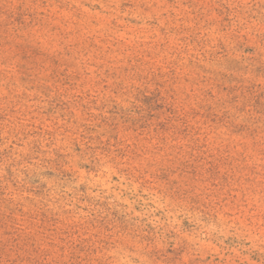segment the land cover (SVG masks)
<instances>
[{
    "label": "rangeland",
    "instance_id": "obj_1",
    "mask_svg": "<svg viewBox=\"0 0 264 264\" xmlns=\"http://www.w3.org/2000/svg\"><path fill=\"white\" fill-rule=\"evenodd\" d=\"M0 264H264V0H0Z\"/></svg>",
    "mask_w": 264,
    "mask_h": 264
}]
</instances>
